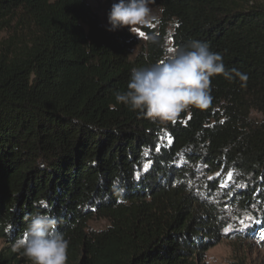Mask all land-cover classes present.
Returning a JSON list of instances; mask_svg holds the SVG:
<instances>
[{
  "label": "trees",
  "instance_id": "16d2710c",
  "mask_svg": "<svg viewBox=\"0 0 264 264\" xmlns=\"http://www.w3.org/2000/svg\"><path fill=\"white\" fill-rule=\"evenodd\" d=\"M154 2L138 42L88 0H0V264H32L12 244L38 211L57 217L67 264H199L231 215L264 228V3ZM192 40L229 73L207 107L173 123L116 101L133 68Z\"/></svg>",
  "mask_w": 264,
  "mask_h": 264
},
{
  "label": "clouds",
  "instance_id": "9594fccd",
  "mask_svg": "<svg viewBox=\"0 0 264 264\" xmlns=\"http://www.w3.org/2000/svg\"><path fill=\"white\" fill-rule=\"evenodd\" d=\"M152 2L116 0L108 12V30L128 26L134 32L136 26L151 23L155 19L149 7ZM217 74L229 75L221 56L207 43L192 40L181 47L165 46L156 62L131 70L127 91L116 92L115 98L153 121H173L190 106H208L210 78ZM39 206L47 207L43 201ZM26 221V229L12 244V251L22 250L32 264H67L69 241L58 231L57 217L38 211Z\"/></svg>",
  "mask_w": 264,
  "mask_h": 264
},
{
  "label": "rangeland",
  "instance_id": "374dc122",
  "mask_svg": "<svg viewBox=\"0 0 264 264\" xmlns=\"http://www.w3.org/2000/svg\"><path fill=\"white\" fill-rule=\"evenodd\" d=\"M94 12L97 14L100 22L104 27H108V12L111 9L112 3L109 0H88ZM264 3V0H253ZM151 15L155 18L151 23L145 25H138L134 32L138 42L145 40V33L142 29L143 26L154 25L155 21L159 18L160 10L155 2L150 3ZM139 29L144 35L141 36L136 31ZM6 36V33H0V40ZM165 139L164 137L161 138ZM249 217L251 214H233L229 217L230 222L224 227V238L215 246L204 252L199 264H234V262L242 261L245 264H264V240H261V234L264 233V228L260 226L255 227L251 235H246V230L249 224ZM243 221V223H241ZM106 225L105 220L93 218L89 222L92 230H98ZM226 228L231 231L225 232ZM4 243L0 241V247Z\"/></svg>",
  "mask_w": 264,
  "mask_h": 264
},
{
  "label": "snow or ice",
  "instance_id": "6c2138e0",
  "mask_svg": "<svg viewBox=\"0 0 264 264\" xmlns=\"http://www.w3.org/2000/svg\"><path fill=\"white\" fill-rule=\"evenodd\" d=\"M136 31L138 32L139 35H141V36L144 35V33H143V32H140L139 29H137ZM170 50H171V49H170ZM175 122H176V121L173 120V123H175ZM221 123H223V121H221ZM169 140H170V138H169ZM229 178H231V173H229ZM249 219H252V218L249 217ZM241 223H243V221H241ZM224 231H225V232H229V231H231V229H230V228H226ZM261 240H264V233L261 234Z\"/></svg>",
  "mask_w": 264,
  "mask_h": 264
}]
</instances>
